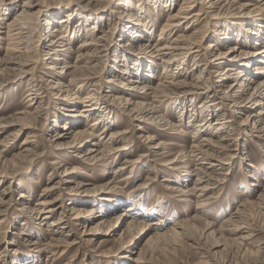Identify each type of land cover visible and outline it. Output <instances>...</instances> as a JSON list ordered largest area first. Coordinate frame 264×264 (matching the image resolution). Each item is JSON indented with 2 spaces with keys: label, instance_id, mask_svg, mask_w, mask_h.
<instances>
[{
  "label": "rangeland",
  "instance_id": "obj_1",
  "mask_svg": "<svg viewBox=\"0 0 264 264\" xmlns=\"http://www.w3.org/2000/svg\"><path fill=\"white\" fill-rule=\"evenodd\" d=\"M105 1L107 0H0L2 22L13 21L19 13H35L37 16L34 35L30 39L26 54L23 53L21 46H17L19 44L15 45L18 50L13 46L15 49L12 48L7 54L5 47H8L9 37L7 38L6 25L0 22V62L7 54L19 58L15 63H22L21 66L14 65L16 68L10 71L0 66V71L5 70L0 75V120H6L13 125H9L0 135V141L8 144L7 152L1 155L0 159V200L9 204L8 207L0 208L4 210L0 216V264H264V210L262 206L257 205L258 195L262 193L264 187V135L260 134L261 138H257L260 135L250 133V128L239 126L249 114L248 110L242 114L232 115L233 108L229 107V101L219 99L220 95L209 99L213 103H218L213 108L217 110L218 115L224 114L227 120H231L232 127L237 132V141L231 147L235 151L228 161L227 169L229 168L230 174L218 188L206 193L204 197H212L208 205L201 210H196L199 199L187 195L180 196L173 191H167L166 188L168 185H175L184 191L193 185L195 166L187 160L188 153L195 151L192 148L195 143L209 153H217L213 146L200 141L210 136L209 132H200L194 136L190 134L193 125L187 126L186 123L190 115L186 110L191 109L192 102L199 106L205 100L204 97L178 93L180 95L174 94L171 98L156 104L158 113L165 118V126L161 128L148 123L143 129H138L137 120L131 121L111 107L107 110L102 108L97 110L88 120L81 119L79 122L76 119L80 125L77 123L75 126L69 118L71 115L65 113L66 110L75 109L76 114L80 115L79 111L83 109L82 101L92 89L89 85L80 90L74 87L71 92L75 94L74 99L64 101L62 93L58 94L50 87L53 85L50 82L61 79L58 72L60 69H54L55 66H62L65 63L74 65L79 43L86 40V31L90 32L89 28L95 25L91 24V21H88L90 24L88 23L86 27L81 25L82 22L79 20L81 16L99 21L93 35L105 34L112 49L111 55L98 67L99 75L96 80L98 84L96 89L100 93L98 97L105 98L107 95L118 94L144 102L127 93L123 94L121 92L123 87L119 82L127 83L132 77L142 78V82L152 80L151 82L156 84V77L162 76V61L152 57L147 59L141 50L143 46L153 45L158 41L160 29L166 18L177 12L183 0H176L170 9L164 7L165 0H160L158 4L149 2L151 0H110V5ZM24 2L30 6L23 7ZM236 2L238 4L235 8L246 2L253 5L256 0ZM263 2L264 0L260 3ZM141 8L146 9L144 18L147 17V20L144 21V27L140 26V31L146 30V33L137 32L138 37L132 38V35L129 36L130 29H127V26L131 25L133 16H139ZM112 9L120 14H111ZM209 10L206 12L212 11ZM71 11L72 24L61 31V35H68L67 52L54 62L46 60L44 48L48 42L45 38ZM245 12V8L225 11L218 19V24H212L208 14L199 17L196 22L194 18L188 21L189 23L182 20L180 22L182 26L167 34L171 37L168 40L171 41L175 37L186 38L196 31L198 32L195 34L196 38L202 37L200 47L203 48L201 50L203 56L197 60L186 56L184 62L179 63L182 64L184 72L179 75L178 70L173 67L171 73L175 71L174 75H179L178 79H185L189 83L193 77L203 72L204 79H201L203 83L217 85L214 81L218 76L209 74L211 71L216 72L217 66L210 65L205 70L203 66H199L195 69L193 62L207 64L208 61H213L218 53L223 54L229 46L236 44L249 53L261 50L264 47L263 43L255 45L254 40L248 39L247 43L243 38V35H248L244 29L251 27L249 25L251 21ZM123 13L130 16L122 19L124 22L117 19L118 15ZM50 19H53L54 24L47 29L46 23ZM255 25L251 27L253 31L260 26L264 34V27H261L264 20ZM73 29L76 33H72ZM149 30H152L150 38ZM221 30L226 32L228 38L232 37V41L217 35ZM240 41H246L247 44L243 42V45H239ZM237 54L239 53L236 52L234 55ZM205 59L208 61L205 62ZM119 63H125L126 68L118 66ZM225 67L226 64H223L219 71L228 76L231 71L224 72ZM123 68L131 73L122 74ZM68 70L73 77L72 69ZM263 76L258 78H264ZM227 81L223 84L234 82L231 78ZM240 81H244L243 78ZM32 85L40 90L42 99L28 107L30 103L25 97L26 88ZM238 86L234 90H237ZM63 89L65 91V88ZM38 105L40 106L37 107ZM183 108L185 120L181 122L179 119ZM21 112L28 116L17 114ZM217 114L213 113L210 116L212 117L210 122H215ZM22 116L27 120L23 121L25 123L12 122L13 117L15 119ZM99 120L103 122L89 128L92 123ZM180 122L184 125L176 127ZM64 124L71 129L86 130L87 143H83L77 151L54 149L58 142L55 135L62 132ZM180 129L188 132V135L179 133ZM123 132L125 134L109 140L111 134L115 136ZM102 133L106 137L100 142ZM141 135L150 136L153 143L161 144L162 148L152 153L144 141L145 138H140ZM216 137L217 135L212 136L213 139ZM67 140L59 139V142ZM120 147L127 149L107 156L102 162H96V159L92 158L88 160L90 156H85L88 153L87 149L94 148L112 153L113 149ZM23 149L27 151L22 152ZM80 155L85 157L79 159ZM14 156H18L19 160H15ZM127 159L138 161L133 167L118 171L119 167L125 166L122 165ZM173 160H177L178 163L167 165ZM14 163L16 164L13 167ZM60 164L62 167L58 168ZM205 171L212 175L220 172ZM59 179H62L60 185L57 184ZM253 183L256 186H253ZM50 188L56 189L45 191ZM20 193L25 197L19 198ZM40 201L50 202L46 209L51 211L42 215L46 216L45 220H39L36 216L37 210L41 209L36 204ZM129 204H132L135 210L121 216L119 222L114 225V220L110 219L124 214L125 207ZM71 206L93 207L96 210L95 215L98 216L74 219V215L67 211ZM241 206L246 210V216L239 224L243 229L229 226L219 230L223 222L234 216L238 209L243 208ZM101 221L105 224L91 230ZM132 222L135 225L143 223L132 227L129 225ZM176 223H179L178 227L175 226ZM206 223L211 225L207 227Z\"/></svg>",
  "mask_w": 264,
  "mask_h": 264
},
{
  "label": "bare ground",
  "instance_id": "obj_2",
  "mask_svg": "<svg viewBox=\"0 0 264 264\" xmlns=\"http://www.w3.org/2000/svg\"><path fill=\"white\" fill-rule=\"evenodd\" d=\"M175 1L176 0H165L166 3L164 7L166 8L169 7L170 9L171 6H173ZM261 1L263 0H256V3L253 5L246 2V3H243L242 5H239L237 8H235V6L238 4L236 0H183V2L179 5L177 9V12L174 15H170V17L168 15V17L166 18L164 25L160 29L158 41L155 44L153 43V45H147L146 46L147 48L143 46V49L141 50V53L145 54L147 59L152 57V58L161 60L163 63V71L161 73L162 76L160 75L161 76V77L159 76L160 78L156 77L157 83L154 84L153 82H151L152 80H149L147 82H144V81L142 82V78H132V77L128 79L127 83L119 82L120 84H122L123 91L121 90V92L123 94L127 93V95H132V97L134 96L138 99H142L144 100V102L138 101V100L134 101L132 98L130 99L129 97L125 95H118V94L112 95V96L107 95V96H104L105 98L98 97V94H100L97 91L98 89H96V87L98 86L97 81H96L99 75L98 67L102 65V62L104 61V59L106 60V58H108L111 55L112 49L110 47L109 38L106 37L105 34H102L99 36L93 35L96 31L94 29L98 28L97 24H99V21L97 19H86V17L84 18L83 16H81L79 17V20H81L82 22L81 25H84L86 27L88 23L90 24V22L88 21H91V24H95V25L89 28L90 32L86 31L87 32L86 38H85L86 40H83L79 43L77 51H76V60L74 62V65L71 66L65 63L62 66H55L54 69H60L58 72L60 75L59 78L61 77V79H57V81L55 82H50V84H53V85H50V87L52 90L57 91L58 94L62 93L61 96L65 97L63 98L64 101H66L67 99L68 101H70L69 99H74L75 94L71 93L74 87H77L78 90L88 85L92 87V89L89 90L90 94H88V96L84 98L85 100L82 101L83 109L80 110L79 113L80 115L81 114L83 115L80 116L78 114L79 115L78 116L76 114L75 109H70V110L65 111V113H69L71 115L69 116V118L73 122V126L78 125L81 119L88 120L90 116H92V114H94L97 110L101 108L102 110L104 109L107 110L108 108L111 107L113 109H117L119 113H121L122 116L123 115L127 116L129 120L130 119L131 121L132 119L137 120L139 122L138 129H143L144 126L148 123L155 125L157 128L158 127L161 128L162 126H165V118L164 116L158 113L159 111L157 109L156 104L160 103L163 100H167L168 98H171L172 95L174 94L176 95L181 94L185 96L195 95L198 97H204L205 100H203L201 104H199V106L194 105V102H192L191 109L186 110V111H189L190 113L186 123H187V126L193 125V131L189 133L194 134V136L200 134V132H209L210 136L204 137L200 141L203 142L204 144L213 146L217 150L216 151L217 153L216 152H215L216 154L209 153L207 150L201 149L200 146H197L198 144L196 145L195 143L192 146V148H194L195 151L188 153V160H187L192 166H195L194 171L196 173L193 174V176L195 177L193 185H191V187H189L187 190L185 189L186 191L181 190L179 187L175 185H168V187L166 188L167 191H171V192L173 191L177 193V195H180V196L187 195V196L196 198L197 200L199 199L198 201L199 203H197L198 207L196 208V210H201L203 209V207H206L208 205V202L212 197V196H210V198L204 197L206 193H208L209 191L213 189L218 188L219 185H221L222 183L226 181L224 180L225 177H227L230 174L229 168L227 169V166L229 165L228 161L232 157L233 151H235V149L231 147L234 146V144L237 141L236 140L237 132L232 127L233 124L231 120L230 121L227 120V117H225L224 114L218 115L216 112L217 110L213 109L214 106L218 105V103H213L212 100H209V99H211L212 97H217V95H220L218 96L219 99L229 101V104H230L229 107L233 108L231 110L232 115L242 114L243 112L248 110L249 114L246 116L245 120H243L240 123L239 126L245 129L250 128L249 129L250 133L256 136L260 134L264 135L263 134L264 133V122H262V120H264L263 118L264 117V78H260V79L258 78L264 75V47L259 51H256L254 53H249L243 50L242 47L238 46V44H236L234 46H229L225 53L223 54L218 53V55L215 57V59H213V61H208L207 59H205L204 60L205 62L208 61L207 64L193 62L194 63L193 66L195 65L194 67L195 69H197L199 66H203V70H205L206 67L210 65L217 66L218 70L216 72L214 71L209 72V74H215L216 76H218V79L214 81V83H216L217 85L214 84L215 85L214 86L212 83L209 85L207 83H203L201 80L203 78L202 76L203 72L198 74L196 77H193L191 80L192 82L187 83L185 79L184 80L178 79L179 75L184 72L183 70L184 68L181 67L182 64L179 65V63H183L186 56L194 57V60L202 58L203 54L201 53V50L203 48L201 49L200 47V42L202 41V37L199 38L198 36L199 39L196 38L195 34H198V32L195 31L193 34H191L190 36L186 38L183 37L180 39V38L175 37V38H172L171 41H169L168 39L171 37L167 34H170V32H172L174 29L182 26L180 24L182 20H184L183 22L187 23L188 21L194 18L195 19L194 21L196 22L198 21L199 17L203 16L204 14H208L209 16L208 19L212 21V24H218L219 23L218 19L223 14V12L225 11L229 12L232 9H241V8L246 9L245 15L246 17H249L251 21V24L249 23V25L251 27L252 25L253 27H255L256 26L255 24L260 23L262 20H264V2L260 3ZM105 2L108 5H110L111 3L110 0H107ZM149 2L153 4H158L160 3V0H151ZM148 3L146 5H148ZM22 6L29 7L30 5H27V3L24 2ZM250 7H253V8L249 9ZM209 9L212 11L206 12V10H209ZM145 10L141 8L139 16H136V17L133 16V19L130 22L131 25L127 26V29H130L129 36L132 35L133 36L132 38L138 37L137 32L142 33L143 31V30L140 31V29L141 27H144V21L147 20V17L144 18L146 15ZM23 11H26V10H23ZM72 14L73 13L71 11V13L68 14L67 17L65 16L66 18L62 19L60 21V24L58 26H55L53 30L51 31V33L50 34L48 33L49 35L45 38V41L48 42L45 48L43 47L45 49L46 60H50L54 62L58 59V57L63 56L67 52V46L69 43L68 42L69 39H67L66 37L68 35L66 34L61 35V31L63 28L65 27L68 28L69 26H71L72 24L71 21L73 19L71 16ZM111 14H120V12H116L112 9ZM189 14L190 16L188 17ZM118 16H119L117 17L118 20H122L126 17H130L128 16L127 13H123L122 15H118ZM36 17L37 16L35 15V13L25 12V13L17 14L15 19L11 22L5 23V22L0 21L2 24L6 25L5 29H6L7 38L9 37L8 47H5L7 54L9 51H11L12 48L13 49L16 48L15 50H18V47L15 46L16 44H19L17 46L22 47L21 49L23 50L24 54L27 53L30 39L32 35H34L33 32L36 28L35 27L36 21H37ZM46 24H47V29H48L50 25L54 24L53 19H50ZM251 27L250 28L247 27L244 29L245 30L244 32L249 35V36L243 35L244 40H246L247 43H248V39L249 41L254 40L255 45H260L262 43L264 44V34H262V28H260V26H257V30L254 32ZM261 27H264V25ZM74 32L75 30L73 29L72 33ZM108 32H110V30H108ZM144 32L146 33V30L143 31V33ZM151 34H152V30H149L148 32L149 38L151 37ZM217 35H222V38L224 36L225 39L226 38L228 40L231 39L232 41V37L228 38V35H226V32H223V30L217 32ZM14 41L15 42L18 41V42L15 43ZM236 41H237V38H236ZM246 41H240L239 45L240 44L243 45V42L247 44ZM11 43H13V45H11ZM13 46H15V48ZM211 47L213 48V45H211L210 48ZM236 52H238L239 54L234 55ZM7 54L5 56L6 58L1 60L0 66H4V68L9 71L13 68H16V66L14 65L21 66L22 63L21 64L15 63L16 60H18L19 58L17 57L13 58L9 55L7 56ZM214 61H218V62L215 63ZM223 64H226L224 72L231 71V73L228 76H226L225 73H222L223 71H219V69L222 67ZM253 64H254V67H253ZM118 66L126 68L125 63H119ZM172 68L175 70H178L177 72L179 73L178 76L174 75L175 71L171 73ZM68 69H72L71 72H74L73 77L71 76V73L69 74ZM138 70L140 71V74H142L140 68ZM4 72L5 70H1L0 75H2V73ZM121 73L126 75L131 72L123 68ZM67 78L68 80H66ZM228 78L229 79L231 78V80H233L234 82L228 85L227 84L224 85L223 83L228 82L227 81ZM242 78L244 81H240V79ZM207 79H206V82L208 81ZM65 84H67V86ZM236 86H238V89L234 90ZM63 88H65V91ZM213 88H214L215 93L212 92ZM26 89L27 90H26L25 97L27 99V102L30 103L28 107H31L37 104L38 103L37 101H40L42 99L40 97L41 95V93L39 92L40 90L36 89V86L32 85ZM234 92L237 95L234 94ZM64 93L66 95H64ZM99 99H102V100H99ZM104 104L105 105L107 104V106H105ZM39 106L40 105H38L37 107ZM37 107H34V108H37ZM183 110L184 108L180 112L181 115H180L179 120L181 122L185 120ZM213 113L217 114L215 117L214 123L210 122V119H212V117L210 116ZM17 114H20V116L21 115L28 116V114L25 115L23 112L17 113ZM24 116H22L21 118L15 117V119L13 117L12 122L17 121L18 123H21V124L25 123L23 122L24 120H26ZM76 119H78L79 122ZM74 120H76V122ZM102 122L103 120L94 122L91 124V126H89V128L95 127L101 124ZM181 122L176 127L179 128L181 125H184ZM13 124L15 125V123ZM9 125L13 126L12 124L7 123L6 120L5 121L0 120V135L3 133V131H5V129H7V127H9ZM16 125L18 124L16 123ZM140 126L142 127L140 128ZM67 131L69 132L66 133ZM182 132H183V135L184 134L188 135V132L180 129L179 133H182ZM85 133H86V130L82 131V130H79L78 128L71 129L70 127L64 124V126H62V132L55 135L57 136L56 142L57 141L58 142L57 144H55L56 147L54 149L61 150V151L66 150V149L71 150V151L72 150L77 151L78 149L81 148L83 143H87L85 139L86 137ZM123 134H125V132H123L122 134H117L115 136L111 134L109 137V140L111 141V139L113 140L114 138L120 135H123ZM215 135H217V137L216 139H213L212 136H215ZM261 135L258 136L257 138H261ZM101 136L103 137L100 140L98 139L100 142L102 141V139L106 137V135L102 133ZM141 137L145 138L144 141L146 144H148L149 149L152 151V153H156L162 148V146H160L161 144H158V145L154 144L152 141L153 138H150V136L145 137L141 135L140 138ZM59 139H62L63 141L65 139H68V140L65 142L63 141L59 142ZM7 145L3 144L2 141H0V147H1L0 159H1V155L7 152V147H8ZM125 149L127 148L120 147L115 150L113 149L111 153V151H106V150L99 151L98 149L92 148V149H87L88 153H86L85 156L86 155L90 156L88 160L92 158V159H96V162H99V161L102 162L103 160L107 158V156H112L115 153L119 151H123ZM25 151L27 150L26 149L22 150V152H25ZM94 153L96 154L94 155ZM18 155H20V153H18ZM84 157L82 155L78 156L79 159L84 158ZM14 158L15 160L17 159V161L19 160L18 156H14ZM137 161L138 160L136 159L135 160H129V159L125 160L122 166L125 165L127 167L125 166L119 167L118 171H123L128 167L129 168L133 167ZM176 161L177 160L169 161L167 165H174V163L177 164L178 162ZM15 164L16 163L12 164V166L14 167ZM59 167H62V165L60 164L58 168ZM15 169H17V165ZM205 170L220 171V172H218L215 175H212L211 173H207V171ZM221 171H224V172H221ZM62 174L63 176H65V172H63ZM1 176L10 178V176H6V175H1ZM164 181H167V180H164ZM61 182H62V179H59V183L57 184L60 185ZM252 185L256 186L255 183H253ZM257 187H261V186L257 185ZM53 189H56V188L46 189L45 191L48 192ZM21 197H25V195L20 193L19 198ZM257 199L259 200L257 205L262 206V209L264 210V187H263L262 193L258 195ZM49 203L50 202L40 201L39 204H36V206H39V208H41L37 210V214H36L39 220L41 219L45 220L46 216L44 217L42 215L49 213L51 211L48 208L46 209ZM8 205H9L8 203L6 202L4 203L0 200V208L5 207V206L8 207ZM134 210H135V207L132 204L131 205L129 204L128 206L125 207L124 214H120L119 217L113 216L110 220L111 221L114 220L113 221L114 225H116L119 222V219L121 216H125L127 212H131ZM67 211H69L71 215H74V219H79V218L82 219L83 217H92V216L97 217L98 216V214L95 215L96 210L93 207L71 206ZM2 212H4V210H0V216ZM234 214H235L234 216H231L229 219L223 222V224L219 227V230L224 229L225 227H229V226H232V228L234 229H243L240 227L239 224H241V220L246 216V210L243 207L241 210L238 209ZM103 222L104 221H101L99 224L92 227L91 230L97 229V227H100L103 224H105V222L104 223ZM140 223H143V222H139V224L137 225L140 226ZM129 225H131L132 227L137 226L133 222L130 223ZM206 225L207 227H209L211 224L206 223ZM175 226L178 227L179 223H176ZM173 230L174 229H172V231Z\"/></svg>",
  "mask_w": 264,
  "mask_h": 264
}]
</instances>
